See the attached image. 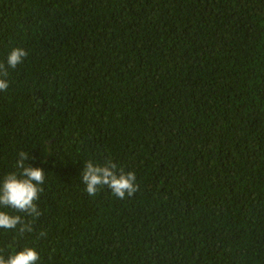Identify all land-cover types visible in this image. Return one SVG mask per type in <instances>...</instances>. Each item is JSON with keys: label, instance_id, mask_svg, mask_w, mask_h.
I'll return each mask as SVG.
<instances>
[{"label": "trees", "instance_id": "16d2710c", "mask_svg": "<svg viewBox=\"0 0 264 264\" xmlns=\"http://www.w3.org/2000/svg\"><path fill=\"white\" fill-rule=\"evenodd\" d=\"M16 47L0 180L21 151L46 173L33 231L0 229L5 256L264 264V0H0V63ZM88 160L138 191L89 195Z\"/></svg>", "mask_w": 264, "mask_h": 264}, {"label": "clouds", "instance_id": "9594fccd", "mask_svg": "<svg viewBox=\"0 0 264 264\" xmlns=\"http://www.w3.org/2000/svg\"><path fill=\"white\" fill-rule=\"evenodd\" d=\"M27 55L25 49L16 47L10 51L6 65L0 63V91L6 92L9 88L8 69H15ZM18 156L19 159L14 166L16 170L7 173L0 180V229L15 230L16 239L33 231V224L26 221L25 216L38 218L42 215L36 202L44 190L46 173L44 168L33 167L28 163L29 153L21 151ZM81 175L82 183L86 185L85 190L91 196L107 186L113 195L124 199L126 196L134 195L139 188L135 172H125L118 168L113 160L103 163L88 160ZM8 209L25 215H13ZM44 236L46 232L41 231L38 238ZM4 252L5 249L0 248V264H37L40 260L39 252L31 246H25L22 250H16L7 256Z\"/></svg>", "mask_w": 264, "mask_h": 264}]
</instances>
